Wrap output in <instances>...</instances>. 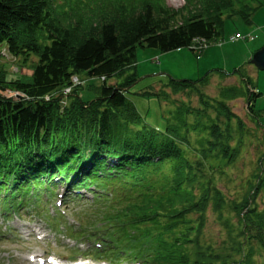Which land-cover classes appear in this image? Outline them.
Segmentation results:
<instances>
[{
  "label": "trees",
  "instance_id": "obj_1",
  "mask_svg": "<svg viewBox=\"0 0 264 264\" xmlns=\"http://www.w3.org/2000/svg\"><path fill=\"white\" fill-rule=\"evenodd\" d=\"M192 1L188 0L189 5ZM202 1L212 5V13L205 11V5L178 21L181 12L154 1L124 7L105 5L101 0H0V60L15 64L20 59L38 58L31 84L10 81L0 66V89L24 94L19 101L0 96V189L11 188L15 197L21 187L28 191V182L37 181L40 175L80 171L84 178H91L94 172L112 165L113 159L117 162L114 167L125 170L129 178L128 184L120 181L118 185L131 193H111L110 203L99 208V220H90L94 225L100 222L103 233L121 236L117 243L126 245V253L145 255V264H255L258 252L264 253V214L252 207L264 187V178L251 184L245 199L234 207L241 227L236 235L242 240L232 239L229 250L218 251L212 246L204 249L196 238L204 218L197 223L187 215L203 214L212 200L220 211L224 198L215 194L212 199L206 190L198 201L193 191V165L179 166L171 184H165L167 177L157 195L153 192L156 181L149 172L153 166L160 169L174 160L187 163L178 145L187 142L182 131L191 112L177 108L174 124L163 136L144 123L134 104L120 92L136 80L118 87L108 85L135 64L138 48L162 53L184 48L193 51L197 42L223 37V21L227 18L237 16L250 23L261 0ZM1 51L12 59H2ZM74 75H85L88 86L83 93L74 90L66 107L60 105V97L44 99L70 86ZM208 77L201 81L172 80L169 87L177 93L196 83L207 84ZM97 78L106 82L96 86ZM242 81L250 91L255 90L244 76ZM87 92L92 97H87ZM254 94L252 107L260 96ZM245 95L240 87L222 88L216 109L230 120L227 102ZM130 127L137 131L132 132ZM205 130L211 131L206 146L215 149L212 140H222L220 129L214 125L205 126ZM221 147L217 156L233 162L237 150L225 144ZM202 153L206 159L214 154ZM116 210L120 214L115 215ZM189 245L194 246L193 254L187 249Z\"/></svg>",
  "mask_w": 264,
  "mask_h": 264
},
{
  "label": "rangeland",
  "instance_id": "obj_2",
  "mask_svg": "<svg viewBox=\"0 0 264 264\" xmlns=\"http://www.w3.org/2000/svg\"><path fill=\"white\" fill-rule=\"evenodd\" d=\"M101 1L105 5L111 3L124 7H128L129 4L141 5L140 3L159 2L166 8L181 12L182 16L178 17V21L183 16L188 17L190 12H199L197 9L205 5L208 6L205 11L213 12L210 8L212 5L202 0H193L190 5L188 0ZM259 7L250 23L237 16L225 19L223 21V37L208 42L206 45L197 44V48H200L196 50L197 53L188 48L169 53L138 48L135 64L130 69L124 70L119 77L109 81V85L120 86L136 79L132 87L128 90L125 89L126 96L134 104L144 123L153 127L158 133H163V136H167L164 132L166 128L174 124L173 117L177 108L183 107L191 112L186 116L188 126L182 131L187 142H179L178 145L187 163L174 160L171 163H165L163 168L159 169L153 166L150 168L152 171H148L152 173V180L156 181L153 192L154 195H157L165 187L162 183L167 177L169 181L165 184H171L172 175L179 166L193 165L196 175L193 191L198 201L201 200L206 190H209L212 199L215 194L224 198L220 211L216 210V205L212 200L210 203L208 202L203 214L190 212L187 215L188 220L197 223L200 218H204L201 233L199 232L200 236H196L200 242L199 245L204 249L212 246L218 251L229 250L232 239L242 240L236 235L241 227L239 226L238 212L234 210V207L245 199L251 184H257L260 179L264 178V72L259 71L251 64L254 53L264 46V0L260 1ZM238 34L243 37L252 36L255 38L251 41L232 43L230 38ZM37 62L38 58L33 56L27 61L20 59L15 64L0 60V66L7 71L10 81L20 80L25 84H31L33 65ZM84 76L81 75V77ZM207 76H209L208 82L205 85L196 83L189 89L180 88L177 93H172L171 87H169L172 80L198 81ZM242 76L247 78L249 84L256 90L251 89L250 91L247 84L242 81ZM95 85L101 86L102 82L97 79ZM87 86L79 91L83 93ZM225 87H240L246 91L245 97L227 102L228 110L232 114L230 120L216 109V101L219 100L221 90ZM255 92L260 93V96L252 107L250 100L256 95ZM164 93H166L165 98L158 96ZM86 96L92 97V94L87 92ZM61 103L68 105L69 98H65ZM214 125L218 126L223 136L219 143L212 140L216 146L215 149L210 150L205 142L210 139L211 131L205 130V126L212 127ZM130 130L135 132L137 128L130 127ZM221 144L237 150L233 162L220 159L217 156V153L222 150ZM203 150L214 153L213 157L211 155L206 159L205 153H202ZM89 205L70 204L69 217L75 215L80 219L79 214L82 211L98 213L99 208L102 207L101 204L91 207ZM252 208L264 214V187L256 198V205ZM117 214H120V211L116 210L115 215ZM25 220H28L27 216ZM192 225L194 226V223ZM63 226H65L64 223ZM100 226L101 224H96L91 227L99 228ZM6 227L11 228L10 224H6ZM142 228L148 229V226L143 225ZM17 235L18 238L13 242L0 243V264H26L24 256L36 248L34 243L25 241L20 233ZM65 238L67 237L64 233H58L53 235L51 241L45 242V245L40 247L53 250L60 257L70 256L69 258L72 260L76 254L64 246L62 241ZM151 240L152 238L144 241ZM83 241L85 242V240ZM87 247L91 246L88 244ZM252 247L255 248V244ZM187 249L193 254L194 246L189 245ZM253 261L255 264H264V253L258 252Z\"/></svg>",
  "mask_w": 264,
  "mask_h": 264
},
{
  "label": "built area",
  "instance_id": "obj_3",
  "mask_svg": "<svg viewBox=\"0 0 264 264\" xmlns=\"http://www.w3.org/2000/svg\"><path fill=\"white\" fill-rule=\"evenodd\" d=\"M253 39H254V37H252V36H250V37H243V36H241V35L238 34V35H235L232 38H230V41L233 43V42H237V41H240V40L241 41H251ZM199 43H201V44H199ZM197 44H199L200 46H202V45H206V42H197L194 45V47H193V50L194 51H196L199 48V47L197 48ZM1 54L3 56L7 57V54L5 53V51H3ZM83 84H84V82H82L78 77L74 76L72 78V85H71V87L67 88L66 91H65V93H70L73 87L81 86ZM3 95L6 96V97H8V98L16 97L15 94H13L12 92H9V91L3 92ZM50 98H51L50 96H47L46 97V100H49Z\"/></svg>",
  "mask_w": 264,
  "mask_h": 264
},
{
  "label": "water",
  "instance_id": "obj_4",
  "mask_svg": "<svg viewBox=\"0 0 264 264\" xmlns=\"http://www.w3.org/2000/svg\"><path fill=\"white\" fill-rule=\"evenodd\" d=\"M251 64L259 71L264 72V46L254 53L251 59ZM16 97L18 99L22 98L21 95H16Z\"/></svg>",
  "mask_w": 264,
  "mask_h": 264
},
{
  "label": "bare ground",
  "instance_id": "obj_5",
  "mask_svg": "<svg viewBox=\"0 0 264 264\" xmlns=\"http://www.w3.org/2000/svg\"><path fill=\"white\" fill-rule=\"evenodd\" d=\"M194 53H197L196 51H194ZM199 57L201 56V55H198ZM258 94V93H257ZM16 101V100H15ZM7 237V236H6Z\"/></svg>",
  "mask_w": 264,
  "mask_h": 264
}]
</instances>
